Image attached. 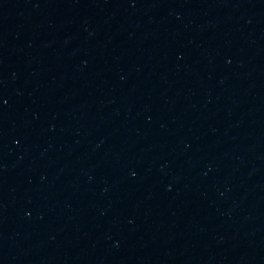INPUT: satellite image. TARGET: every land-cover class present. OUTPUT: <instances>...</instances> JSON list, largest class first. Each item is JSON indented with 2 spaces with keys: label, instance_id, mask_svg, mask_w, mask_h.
Listing matches in <instances>:
<instances>
[{
  "label": "water",
  "instance_id": "obj_1",
  "mask_svg": "<svg viewBox=\"0 0 264 264\" xmlns=\"http://www.w3.org/2000/svg\"><path fill=\"white\" fill-rule=\"evenodd\" d=\"M0 264H264V0H0Z\"/></svg>",
  "mask_w": 264,
  "mask_h": 264
}]
</instances>
